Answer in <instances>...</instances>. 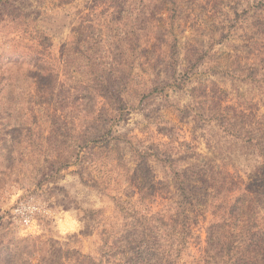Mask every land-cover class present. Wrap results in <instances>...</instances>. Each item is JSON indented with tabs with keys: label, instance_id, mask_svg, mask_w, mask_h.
Returning <instances> with one entry per match:
<instances>
[{
	"label": "rangeland",
	"instance_id": "1",
	"mask_svg": "<svg viewBox=\"0 0 264 264\" xmlns=\"http://www.w3.org/2000/svg\"><path fill=\"white\" fill-rule=\"evenodd\" d=\"M258 118L264 0L0 2V239L118 263L131 226L184 237L179 183L194 181L202 207L175 264H231L264 223Z\"/></svg>",
	"mask_w": 264,
	"mask_h": 264
},
{
	"label": "trees",
	"instance_id": "2",
	"mask_svg": "<svg viewBox=\"0 0 264 264\" xmlns=\"http://www.w3.org/2000/svg\"><path fill=\"white\" fill-rule=\"evenodd\" d=\"M0 2L9 5L16 4V0H0ZM15 8L17 7H14V9ZM17 20V18L8 19L9 23H17ZM259 119L260 118L254 120L253 126L256 124L264 127V124H262ZM239 130L241 131L243 128ZM239 130L237 131L239 132ZM248 137L251 138L250 136ZM247 141L248 140L243 142ZM254 145L256 146V144L243 146L241 149L248 151ZM246 151L245 153H247ZM191 166L193 168L197 167L195 164H192ZM232 167L233 173L244 184L245 188H243V190L247 196L249 193V190L246 189L247 182H243V178L238 173V170H236L234 166ZM194 173H196V177H199V181L197 182H199V184L203 183L202 186L205 184L208 187L212 184L211 182L214 179V173L210 166H204L203 168L199 167ZM261 173L264 174L263 166L257 167V170H254L251 176L257 178ZM179 184L181 186L183 197L177 201V204L178 207L186 211L183 215V222H185L184 229L186 230L182 239H178V237H174L173 235L168 236L167 239H163L161 236L162 231L154 230L152 224H145V226L142 224L131 226L130 230H125L123 240L125 241V250L122 254L121 262L104 263L103 260L91 254L83 253L75 248L62 246L52 237L41 238L30 236L26 238H16L3 236V239H0V264H175L174 259L180 254L182 248L186 245L187 236L192 235L191 230L188 228L191 224L189 213L197 214L202 207V203H199L197 201L198 199L196 200L198 194L195 196L190 189L192 187L195 188L198 183L196 184L193 181V183L186 184L185 182H180ZM185 191L190 192L186 193ZM253 191L254 198H260L263 194V192L257 188ZM203 192H205V190ZM237 207V203L235 202L230 207L231 213L234 212ZM140 218L146 219L149 222H151L152 219L158 221L157 218L154 219V215L141 216ZM173 223V225H175L176 221L174 220ZM253 228L254 229L247 233L246 240L241 249L242 251H238L237 253V249L232 250V254L234 255L231 264H250L251 259H249V257H255L261 262L264 261V223L258 224ZM174 229L175 227L173 228V232ZM245 254H248V256Z\"/></svg>",
	"mask_w": 264,
	"mask_h": 264
}]
</instances>
